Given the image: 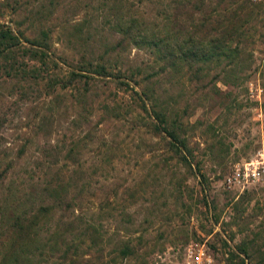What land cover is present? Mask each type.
Wrapping results in <instances>:
<instances>
[{
	"label": "rangeland",
	"instance_id": "obj_1",
	"mask_svg": "<svg viewBox=\"0 0 264 264\" xmlns=\"http://www.w3.org/2000/svg\"><path fill=\"white\" fill-rule=\"evenodd\" d=\"M48 1L0 0V23L28 36L46 29L60 58L57 66L28 63L9 75L0 67V206L39 216L32 240L14 257L0 253V263L181 264L187 244L204 243L214 264H264V184L242 191L223 184L264 140V13L242 24L236 77L227 82L214 75L228 59L161 77L147 49L127 46L104 55L110 75L74 77L61 87L50 81L53 72L67 80L79 56H98L112 41L103 5L113 3L55 0V8ZM203 1L152 0L138 10L161 24L158 9L179 8L182 33L191 14H217L219 0ZM249 1L264 11V3ZM155 73L157 101L179 107L190 164L154 132L122 83ZM248 82L260 88V116Z\"/></svg>",
	"mask_w": 264,
	"mask_h": 264
},
{
	"label": "trees",
	"instance_id": "obj_2",
	"mask_svg": "<svg viewBox=\"0 0 264 264\" xmlns=\"http://www.w3.org/2000/svg\"><path fill=\"white\" fill-rule=\"evenodd\" d=\"M136 1H138L136 5L127 0H112L113 4L109 6L105 3L103 8L110 16L107 24L109 33L113 37L112 41L107 45L104 44V49L98 56L91 50L79 56L77 64L70 66V75L67 80L60 78L59 72H53L50 81L57 82L62 87L74 77H106L110 75V72L106 65L108 58H103L104 55L108 57V54L115 50L133 46L147 49L152 61L161 69L159 72L163 74L161 77H171L174 74L180 78L182 71L186 72V69L191 71L193 66L197 67L194 71H200L201 67L198 66L200 64L228 59L229 64L221 66L214 75L215 79L224 83L227 82L224 79L236 77L237 70L231 64L239 52L236 41L244 36L245 30L242 24L251 16L261 11L264 13L263 5L249 0H219L216 15L203 12L205 18L198 20L199 18L191 14L188 30L181 33L179 32V8L174 6L170 11L165 10V7L158 9L154 15L160 16L158 21H161V24L155 20L156 18L146 22L140 17L138 6L142 7V3L151 4L152 0ZM177 1L179 4V0ZM203 2L200 0L201 5ZM48 3L56 8L55 0H49ZM40 7L45 6L40 5ZM206 7H209V4ZM47 9L48 6H46ZM193 19L198 22L195 23ZM38 23L41 26L40 22ZM197 25L200 28L196 30ZM31 31L32 34L28 36L19 28L0 23V67L6 71L7 75L10 70L20 69L24 72V67L28 63H33L31 64L33 70L38 67L34 63L46 66L50 62L53 67L59 64L60 58L50 50L48 31L42 27L38 29V32H34L33 29ZM146 67L151 69V66ZM155 75L157 74H150L139 81L133 80L135 81L133 84L130 83L132 79L127 78L128 81L122 83L137 96L138 107L148 114L154 132L162 135L169 148L176 150L183 161L190 164L191 151L186 144V138L179 130V107L173 111L169 102L157 101L156 85L161 80L154 79ZM199 175L204 178L202 173ZM2 181L3 176L0 174V185ZM38 217L37 210L24 216L13 209L11 203L0 206V234L4 238L3 240L0 237V253L11 254L10 257L21 253V248L37 233ZM0 264H5V261Z\"/></svg>",
	"mask_w": 264,
	"mask_h": 264
},
{
	"label": "built area",
	"instance_id": "obj_3",
	"mask_svg": "<svg viewBox=\"0 0 264 264\" xmlns=\"http://www.w3.org/2000/svg\"><path fill=\"white\" fill-rule=\"evenodd\" d=\"M264 3V0H256ZM248 96L257 102V115H261L260 88L253 82L247 84ZM223 184L226 189L242 191L257 184H264V140L255 151L252 158L236 163L224 176ZM181 264H214L212 253L204 243H189L184 248Z\"/></svg>",
	"mask_w": 264,
	"mask_h": 264
}]
</instances>
